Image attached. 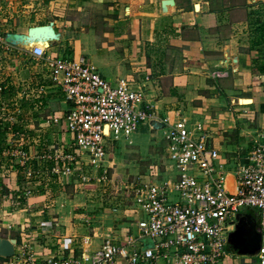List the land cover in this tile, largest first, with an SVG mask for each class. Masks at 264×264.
Returning <instances> with one entry per match:
<instances>
[{
	"label": "crops",
	"instance_id": "1",
	"mask_svg": "<svg viewBox=\"0 0 264 264\" xmlns=\"http://www.w3.org/2000/svg\"><path fill=\"white\" fill-rule=\"evenodd\" d=\"M162 1L0 0V128L5 130V143L0 147H4L0 149V160L4 158L0 164V191L4 193L0 204L1 199L10 202L9 210L0 209V228L16 233V250L27 242L40 259L77 257L92 253L107 240L125 246L129 238H139L140 216L132 205L115 212L105 208L108 214L88 219L73 212L77 204L65 194L72 179L80 178L51 174L52 167L63 162L46 159L47 168L29 167L32 162L44 161L40 143L45 129L54 127L62 132L59 127L47 124L53 117H62L66 109L63 94L49 82L45 63L48 58L62 56L90 62L86 55L90 51L115 72L114 80L133 77L137 85L143 86L144 100L153 106L156 120L168 118L170 123L186 120L189 125L202 122L211 135L209 145L218 150L219 162L226 167L231 185L236 168L228 166L243 162L252 139L264 127V0H244L241 5L232 0H187V3L173 0L174 5L165 12ZM195 4L199 6L196 11ZM236 12L243 13V17L233 19ZM49 22L60 33V41L46 49L45 57L37 58L4 40L6 33L26 34L28 28ZM99 43L102 48L96 46ZM217 73L224 76H215ZM45 83L49 84L46 88L56 89L60 97V108L51 109L47 116L45 109L50 105L45 103L44 94L49 93L44 90ZM26 130H31V134L25 133ZM140 130L149 132L140 143L144 147L139 144L133 151L123 152L126 156L110 152L125 161L104 164L107 173L112 165L120 164L122 168L117 169L136 175L140 169L136 167L146 157L149 160L155 156L150 139L158 131L151 128L150 121L141 125ZM15 140L34 143V146L24 143V149L16 148L30 158L23 167L13 166V160L7 159L16 150L11 145ZM55 145L51 146L55 148L52 153L70 151L66 140ZM168 164V159L161 164L154 181L160 175L163 180L168 179L170 173L164 171ZM153 168L157 166H150L148 174L154 173ZM24 170L38 171L41 175L26 183ZM82 171L91 176L85 168ZM95 184L99 183L89 182V186ZM28 203L34 209L28 208ZM11 204L19 207L13 208ZM237 216L231 231L237 250L227 243L229 256L224 264H246L242 257L255 255L260 243L259 211ZM132 234H136L135 238ZM142 239L135 249L142 251ZM126 262V257L119 256L111 264ZM138 264L179 263L171 257L169 262L158 259Z\"/></svg>",
	"mask_w": 264,
	"mask_h": 264
},
{
	"label": "built area",
	"instance_id": "2",
	"mask_svg": "<svg viewBox=\"0 0 264 264\" xmlns=\"http://www.w3.org/2000/svg\"><path fill=\"white\" fill-rule=\"evenodd\" d=\"M45 51L36 45L31 52L42 58ZM45 63L50 82L61 91L66 104L62 117H53L47 124L61 129L70 149L47 157L63 162L55 164L51 174L77 175L84 183L107 181V143L120 136L127 139L141 125L156 119L153 106L144 100L143 86L122 78L111 83L82 58L56 56ZM159 122L165 130L169 162L164 171L170 176L154 181L160 170L153 168L154 173L137 178L132 197V208L140 216L137 240L129 238L125 246L107 240L90 254L43 259L34 256L25 242L6 264H111L119 256L126 257V264L158 259L169 262L171 257L179 264H224L229 256V227H234L237 214L248 208L260 213L255 257L258 264H264V127L252 139L243 162L234 167V179L228 185L226 167L219 162L218 150L209 145L211 135L202 122L170 123L168 118ZM15 154L22 167L30 159L20 149ZM83 166L101 174L90 178L83 174ZM23 175L28 183L41 173L24 170ZM141 238H149L153 247L135 249Z\"/></svg>",
	"mask_w": 264,
	"mask_h": 264
},
{
	"label": "rangeland",
	"instance_id": "3",
	"mask_svg": "<svg viewBox=\"0 0 264 264\" xmlns=\"http://www.w3.org/2000/svg\"><path fill=\"white\" fill-rule=\"evenodd\" d=\"M210 1H212V0H210ZM243 1L244 0H232V2L236 3L237 5L243 4ZM185 2L187 3V0H185ZM242 17H243V13L236 12L232 18L233 19H240ZM98 39H100V38H98ZM98 39H97V41L99 42L100 40H98ZM96 46L98 48H102L100 43L97 44ZM86 55L88 56V60L92 63L93 66L96 67L98 73L103 78H105L106 80H109V78H111L112 79V80L110 79L111 83H114L116 81V80H114V78H115L114 76L116 74L111 68L105 67L103 65V63L100 62L98 59H96L95 55L92 54L90 51L86 52ZM90 62H87V63H90ZM38 66H41V64H38ZM41 68H44V66H41ZM119 79H121V78H119ZM122 79H125V80L126 79L127 80L132 79L133 83H135V85H137L136 84L137 81L133 77H122ZM44 86H45L44 90L49 91L48 94H44L45 98H47L45 103L50 105V106H48V108L46 107V109H45L46 110L45 115L47 116V115H49L51 109L54 108L57 110L60 108V104H59V98L60 97L58 96L57 93H55L56 89L46 88V86L48 87L49 84L45 83ZM144 92L145 91L143 88V95H144ZM140 127L135 133L130 135L127 139L123 136H120L117 140H114V141L111 140L107 143V156H106V161L104 164H107L108 162L110 163L112 161H114L115 164H117L116 161H119V163H122L123 161H125L124 159H122L120 157L118 158L117 156H114L112 153H115V152L121 153L122 152L123 156H126L127 153H123V152H127V150H130V149L134 148L135 146L138 147V145L143 141L142 139L147 138L149 136V132H147V130L141 131ZM31 130H33V129H31ZM31 130L30 131L26 130L25 133L28 131V133L31 134ZM45 130H46L45 137H44V139H41V143H40V151L44 152V154H43L44 155L43 156L44 161H40L39 163L38 162L37 163L32 162L29 165L30 168H47L49 165L48 164L49 162H47L45 160L47 159V157L49 155H52L51 152L55 149L53 147L51 148V146L55 147L56 143L60 144V143L65 141V134L63 132H58L57 129L54 130V127H49V128H46ZM157 131H158L157 135L150 139L151 140L150 143L152 145V148H154L153 149V156L154 155L155 156L151 157L149 160H147L149 157H146V159L143 160L144 165L142 164L141 166L136 167V168H140L139 172L136 175H131V173L129 171L123 172V171L117 169V168H122L120 164H118V166L114 164V165H112L111 169H109V172L107 173V181L101 182L97 185L95 184L93 186H89V183H84V182L80 181L78 178L74 177L72 179V181L70 182L68 189L65 190V194L69 195L68 200L75 201V203L77 204L73 208V212L78 213V214H82V215H86L87 218L88 217L89 218L90 217L95 218V216L96 217L98 215L101 216V214H103V215L108 214L109 212H107V211L104 212L105 210H103V209H105V208L110 209L109 211H111V209H112L113 212H115L116 210H119L123 206L124 207L131 206L132 205V197H133V194H134L135 189H136L135 183H136L137 178L139 176L146 174V173L148 174L151 171L150 166H157L158 169H161L162 168L161 164L163 162L167 161V154H166L167 145H166L165 140H164L163 129H160ZM137 138H141V140L135 141V139H137ZM59 139H60V141H59ZM62 140H64V141H62ZM19 143L20 142H18V140H15L11 145L16 146L14 149H16L17 146L24 149L25 144L34 146V143L31 144V142H28V140H27V142L21 141V143L20 144ZM20 145H22V146H20ZM140 146L144 147V143L140 144ZM2 148H4V147H2ZM17 150L18 149L14 150V152H13L14 154L8 156V158H7V159L10 158V160H13V161H11V164L13 166L19 165V163H18L19 159L16 157V154H15L17 152ZM133 150L134 149H132V151ZM110 152H112V153H110ZM144 153H146L145 148H144ZM3 163H4V158H1L0 164L2 165ZM228 167L234 168L235 165L231 164V166H228ZM82 168H85L87 175H91L90 176L91 178H97L99 176L97 170H90V169H88V168H90L88 166H83ZM134 178H135V180H134ZM74 179H76V180H74ZM163 179H164L163 176L160 175L157 180L162 181ZM47 189H44V191ZM29 191L31 192L30 195L34 196L32 189L31 190L29 189ZM1 192L2 191H0V194H1L0 198H2L3 194H4L3 192L2 193ZM16 199H19V198L17 197ZM9 204H10V202H7L5 199H1L0 209L9 210ZM18 207H19V205L13 206V208H18ZM28 208L34 209L32 203L31 204L28 203ZM244 212L245 213L250 212L252 214H258V210L252 209V208L244 209L240 213H244ZM135 218L137 219L136 216H135ZM132 219L134 220V218H132ZM79 222L82 224L87 223L86 221H83V222L79 221ZM96 223H98L99 226L102 225L101 222H96ZM232 227L233 226H230L229 229H232ZM135 235L136 234H132V237L135 238ZM0 237L14 238V237H16V233L11 232L10 229L0 228ZM241 260L243 262H246V264H258L255 255L243 256ZM6 262L7 261H4V260H2V258H0V264H5Z\"/></svg>",
	"mask_w": 264,
	"mask_h": 264
},
{
	"label": "water",
	"instance_id": "4",
	"mask_svg": "<svg viewBox=\"0 0 264 264\" xmlns=\"http://www.w3.org/2000/svg\"><path fill=\"white\" fill-rule=\"evenodd\" d=\"M173 5V0H163L161 3V7L164 12L167 7ZM198 8V4H195L194 10L196 11ZM4 40L10 46L31 52L36 45L43 47L45 50L54 47L60 41V33L55 31L53 22H49L46 25L32 26L28 28L26 34L6 33L4 35ZM242 101L246 102L250 100L243 99ZM150 126L154 130L162 128L161 123L156 119L150 121ZM236 219L238 220V216ZM141 241L142 250L153 247V242L149 238H144ZM228 242L231 246H233L234 250H237L235 247L237 242L232 232H230L228 236ZM16 245V239L0 237V258L10 259L13 257Z\"/></svg>",
	"mask_w": 264,
	"mask_h": 264
},
{
	"label": "trees",
	"instance_id": "5",
	"mask_svg": "<svg viewBox=\"0 0 264 264\" xmlns=\"http://www.w3.org/2000/svg\"><path fill=\"white\" fill-rule=\"evenodd\" d=\"M50 82V81H49ZM51 83V82H50ZM5 130L0 128V147L5 143L4 138H5ZM1 149V148H0ZM4 261H6L7 259H2Z\"/></svg>",
	"mask_w": 264,
	"mask_h": 264
},
{
	"label": "flooded vegetation",
	"instance_id": "6",
	"mask_svg": "<svg viewBox=\"0 0 264 264\" xmlns=\"http://www.w3.org/2000/svg\"><path fill=\"white\" fill-rule=\"evenodd\" d=\"M257 237H259L258 234H257Z\"/></svg>",
	"mask_w": 264,
	"mask_h": 264
},
{
	"label": "bare ground",
	"instance_id": "7",
	"mask_svg": "<svg viewBox=\"0 0 264 264\" xmlns=\"http://www.w3.org/2000/svg\"><path fill=\"white\" fill-rule=\"evenodd\" d=\"M241 101V100H240Z\"/></svg>",
	"mask_w": 264,
	"mask_h": 264
}]
</instances>
